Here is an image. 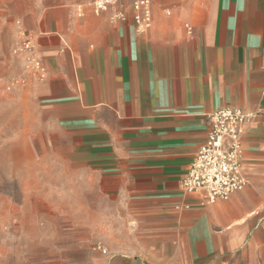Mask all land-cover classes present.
<instances>
[{
  "label": "crops",
  "instance_id": "1",
  "mask_svg": "<svg viewBox=\"0 0 264 264\" xmlns=\"http://www.w3.org/2000/svg\"><path fill=\"white\" fill-rule=\"evenodd\" d=\"M84 2L0 0L33 38L0 60V230L30 227L35 179L60 171L77 194L91 184L102 222H121L111 253L86 264H264V114L244 127L242 191L208 202L182 189L209 114L264 112V0H152L145 33L131 0L126 22L79 17ZM4 179L26 180L25 218Z\"/></svg>",
  "mask_w": 264,
  "mask_h": 264
},
{
  "label": "rangeland",
  "instance_id": "2",
  "mask_svg": "<svg viewBox=\"0 0 264 264\" xmlns=\"http://www.w3.org/2000/svg\"><path fill=\"white\" fill-rule=\"evenodd\" d=\"M0 6H11L8 3ZM7 11L0 17V60L15 58V49L21 43L16 28L21 21ZM11 36L14 37L10 42ZM40 174H43L41 172ZM46 177L36 178L33 202L34 222H3L0 230V264H86L94 253H103L97 248L101 245L106 254L111 253L107 244L112 232H119L121 222H102V212H94L98 196L76 193L79 186L73 178H64L60 171L45 172ZM23 181V184L20 182ZM26 180L4 179L3 189L14 199L20 210L24 207ZM30 190V189H29ZM84 191V190H83ZM21 212L26 217L27 212ZM31 213V212H29ZM11 213L6 212L3 218ZM105 215V214H104ZM105 218V216H104ZM110 227V228H109ZM95 251V252H94Z\"/></svg>",
  "mask_w": 264,
  "mask_h": 264
},
{
  "label": "built area",
  "instance_id": "3",
  "mask_svg": "<svg viewBox=\"0 0 264 264\" xmlns=\"http://www.w3.org/2000/svg\"><path fill=\"white\" fill-rule=\"evenodd\" d=\"M120 2L121 0H85L77 8V14L83 17L85 9H90L96 16H101L114 10L112 20L126 22L127 8L120 6ZM131 10L137 31L147 32L153 25L152 0H131ZM17 30L21 43L14 54L31 53L32 35L21 21L17 22ZM25 63L29 71L41 78L44 76L45 69L38 59L29 57ZM262 114V111L252 112L231 107L209 114L210 132L182 182L183 191L202 195L208 202L227 201L242 191L247 185L242 162L244 127ZM98 249L106 252L101 246Z\"/></svg>",
  "mask_w": 264,
  "mask_h": 264
}]
</instances>
